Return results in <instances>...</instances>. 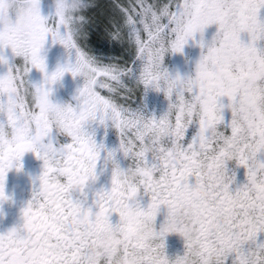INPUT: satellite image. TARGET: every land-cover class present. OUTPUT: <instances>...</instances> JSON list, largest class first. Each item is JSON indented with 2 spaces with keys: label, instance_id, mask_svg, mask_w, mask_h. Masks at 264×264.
Returning a JSON list of instances; mask_svg holds the SVG:
<instances>
[{
  "label": "snow or ice",
  "instance_id": "6c2138e0",
  "mask_svg": "<svg viewBox=\"0 0 264 264\" xmlns=\"http://www.w3.org/2000/svg\"><path fill=\"white\" fill-rule=\"evenodd\" d=\"M95 6L0 0V202L25 153L43 161L0 264H264V0H112L118 54L92 46ZM197 33L195 75H173L165 55ZM49 44L67 52L51 72ZM66 73L83 85L54 102ZM149 90L159 116L138 103Z\"/></svg>",
  "mask_w": 264,
  "mask_h": 264
},
{
  "label": "flooded vegetation",
  "instance_id": "af4514ba",
  "mask_svg": "<svg viewBox=\"0 0 264 264\" xmlns=\"http://www.w3.org/2000/svg\"><path fill=\"white\" fill-rule=\"evenodd\" d=\"M244 38H246V36ZM200 40L201 36L198 33L196 34L195 39L189 41L190 44L184 47L181 55L173 54L172 58H169V56L167 57V59L165 60V64L167 63L166 68L170 73H172L173 75H176L178 73L183 77L195 75L197 62L201 58V55L206 52V49L201 48L199 43ZM57 66L58 61L51 62L50 72L54 71ZM2 70L3 69H0V71ZM69 77L70 73H66L62 81L58 83L63 84L69 79ZM156 94L157 103L153 109L154 111L152 112H154L155 115L159 116L167 110L169 101L163 92H156ZM146 95L148 96V93ZM144 98L145 96H142L140 100L142 101L144 100ZM145 111L148 112V109H145ZM109 141L111 144L117 143L118 141L116 135H110ZM21 162L23 167L20 171H17L14 167L7 174L5 193L9 197V199L0 202V234L6 233L12 228L17 227L18 225L23 223V209L31 200L33 189L39 183L38 177L43 172V161L38 159L33 152L25 153ZM237 180L239 183H242L245 180L243 169L238 170ZM161 216H163V214ZM160 217L158 218V221H160ZM117 220L118 217L113 218L114 223L117 222ZM171 235L173 236V238H175V241H173L172 243L166 242V252L169 256L171 255V253L170 251H168L167 247L171 248L176 245L177 247L181 248L180 251H183L185 249V241L183 242L184 239L179 234ZM180 253L183 254V252Z\"/></svg>",
  "mask_w": 264,
  "mask_h": 264
},
{
  "label": "rangeland",
  "instance_id": "374dc122",
  "mask_svg": "<svg viewBox=\"0 0 264 264\" xmlns=\"http://www.w3.org/2000/svg\"><path fill=\"white\" fill-rule=\"evenodd\" d=\"M94 3L96 6L93 9H91L89 12V15L91 16L92 20L97 19V18L103 19L105 17V14H107L109 12H110V14H112L111 4L106 3L104 0H94ZM45 10L47 11V9H45ZM104 28H106V27L103 26L101 23L95 22L93 20L92 33H96V36L98 38H100L103 42L106 38L102 34V30ZM217 31H218V25H216V24L209 25L204 30V39L206 41H210ZM191 40L192 39H189V41H191ZM105 44H107L108 46H111L113 48L117 45V44H112L111 41H109L108 43H105ZM189 44L190 43L188 42L185 46H187ZM46 47H47V52H46L47 64H48V70L50 71L51 62L58 61V64L64 62L67 58V52L63 48V46H61L59 44H56V45L49 44ZM173 54L181 55L182 53H171V52L167 53L165 55V59H164V66L165 67L167 66V63L165 64V60L167 59L168 56H169V58H172ZM32 77L34 80L39 81L42 79V74L39 73L38 71L34 70L32 73ZM82 85H83V78H81V77L73 78L72 75L70 74V77L66 82H64L63 84L58 83L55 86L54 92H53V97H52L53 101L54 102H69V101H71V98L75 94L77 88L81 87ZM156 92L157 91H155V90H149L147 92L148 96L146 95L144 100H142V101L139 100V102H138V103H142L146 106L145 109H148L147 113H149V114H154V112H152V111H154L153 109L157 103ZM153 99H154V101H153ZM110 135L111 136L115 135V132L114 131L110 132L109 136ZM163 220H164V216H161L160 221H158V225L160 223H162ZM173 241H175V238H173V236L171 234H169L166 237V242L172 243ZM183 242H184V240H183ZM167 248H168V251H170V253H171L170 257H175L177 254H182L180 252H184L183 247H182L183 251H180L181 248L177 247L176 245H174L171 248H169V247H167Z\"/></svg>",
  "mask_w": 264,
  "mask_h": 264
},
{
  "label": "trees",
  "instance_id": "16d2710c",
  "mask_svg": "<svg viewBox=\"0 0 264 264\" xmlns=\"http://www.w3.org/2000/svg\"><path fill=\"white\" fill-rule=\"evenodd\" d=\"M106 3L112 5V0H104ZM112 14L107 13L105 14V17L103 19L97 18L93 19L95 22L101 23L103 26L107 27V21L111 18ZM92 39V46L96 47L97 45H100L106 52L118 54L120 51V46L117 44L114 48L111 46H108L107 44H104L103 41L96 36V33H93L91 35Z\"/></svg>",
  "mask_w": 264,
  "mask_h": 264
},
{
  "label": "clouds",
  "instance_id": "9594fccd",
  "mask_svg": "<svg viewBox=\"0 0 264 264\" xmlns=\"http://www.w3.org/2000/svg\"><path fill=\"white\" fill-rule=\"evenodd\" d=\"M210 179H211V177H210ZM197 190L200 191L201 195H205V196L208 195V193L202 188L197 189Z\"/></svg>",
  "mask_w": 264,
  "mask_h": 264
}]
</instances>
